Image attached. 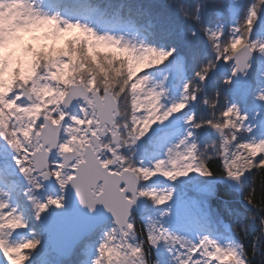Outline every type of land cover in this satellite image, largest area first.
<instances>
[{"label": "snow or ice", "instance_id": "snow-or-ice-1", "mask_svg": "<svg viewBox=\"0 0 264 264\" xmlns=\"http://www.w3.org/2000/svg\"><path fill=\"white\" fill-rule=\"evenodd\" d=\"M0 264H264V0H0Z\"/></svg>", "mask_w": 264, "mask_h": 264}]
</instances>
